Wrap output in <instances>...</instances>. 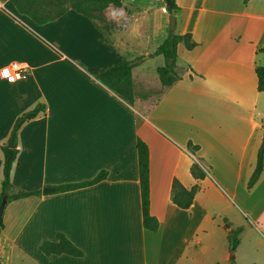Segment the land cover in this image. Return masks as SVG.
Listing matches in <instances>:
<instances>
[{
	"label": "crops",
	"instance_id": "0c3cea01",
	"mask_svg": "<svg viewBox=\"0 0 264 264\" xmlns=\"http://www.w3.org/2000/svg\"><path fill=\"white\" fill-rule=\"evenodd\" d=\"M119 3L127 23L108 31L72 8L37 24L0 0V67H27L23 79H0V192L1 146L18 116L43 105L17 130L10 172L13 191L40 194L5 203L0 264H264V159L247 187L264 146V90L255 72L264 70V0H175L173 31L196 45L177 44L169 86L155 72L163 61L147 64L161 56L153 52L169 32L164 0ZM122 59L134 63L132 104L96 79ZM137 137L148 147L156 231L141 223ZM188 141L198 145L194 154ZM196 158L209 166L200 180L190 173ZM100 170L107 175L94 184L42 192ZM173 177L198 185L188 209L171 201ZM225 220L241 227L233 257ZM57 233L83 254H43L40 243Z\"/></svg>",
	"mask_w": 264,
	"mask_h": 264
},
{
	"label": "trees",
	"instance_id": "16d2710c",
	"mask_svg": "<svg viewBox=\"0 0 264 264\" xmlns=\"http://www.w3.org/2000/svg\"><path fill=\"white\" fill-rule=\"evenodd\" d=\"M15 9L22 14L27 15L32 21L37 24L45 23L55 19L63 14L68 8L92 18L90 14L91 8L95 4L106 6L108 3L118 5L120 0H11ZM171 7L175 9V0H170ZM170 12V9H168ZM182 43L183 46L189 50L192 49L196 42L191 39L189 33L177 34L174 31L168 32L166 36L158 43L153 54L161 55L163 57V64L156 67V73L159 81L163 86H169L176 80L175 60L177 58V44ZM264 51V48H262ZM133 62L130 60H119L107 67L103 68L97 75L101 83L107 86L110 90L115 92L120 98L127 103H133V91L131 82V68ZM257 76V89L264 90V70L261 66L255 68ZM43 110L42 104H37L31 112L35 115ZM26 120L24 114L18 116L12 125L9 138L13 139V146H1L3 155L2 164V178H1V192L0 201L2 197L6 196V202L26 197L29 195L40 194L39 190L22 191L12 190L10 182V172L17 155L16 148V133L21 124ZM186 148L195 153L198 150V145L192 144L190 141L186 143ZM135 149L137 154V169L139 180L140 206H141V223L142 226L150 231H156L158 227L157 219L149 212V153L147 144L137 137L135 142ZM190 167V173L195 180L202 179L209 169V166L204 165L200 158H196ZM264 146H260L257 155L256 163L252 173L247 182V187H252L257 181L263 167ZM107 171L100 170L93 178L81 182L63 183L53 187L54 192H62L83 186L94 184L105 178ZM198 189V185L194 184L190 187H184L175 177L172 178L170 184V198L173 204L182 209H188L193 201V197ZM2 224L0 223V228ZM224 227L228 229L227 240L230 252L239 243L238 234L241 227L231 228L230 224L225 220ZM39 250L45 254H69L72 256H81L82 250L74 245L63 233H57L54 240H44L39 245Z\"/></svg>",
	"mask_w": 264,
	"mask_h": 264
},
{
	"label": "rangeland",
	"instance_id": "374dc122",
	"mask_svg": "<svg viewBox=\"0 0 264 264\" xmlns=\"http://www.w3.org/2000/svg\"><path fill=\"white\" fill-rule=\"evenodd\" d=\"M136 3L138 1H135ZM129 9V7H126ZM119 11H122L120 3L118 5H114L112 3H108L106 6H100L99 4H95L91 10L90 14L92 18L96 21V23L101 27H106V29H123L126 25V18L122 15V13L119 14ZM110 18V21H107L106 18ZM107 39H109V35L107 34ZM163 58L161 56H158V59H150L147 64H155V63H162ZM156 72V71H155ZM144 90V89H143ZM141 110H144L140 108ZM263 221L260 219L258 221V225H261ZM248 236V235H247ZM233 254V253H232ZM13 264H21L18 260L14 259ZM25 264H33L31 261H26Z\"/></svg>",
	"mask_w": 264,
	"mask_h": 264
},
{
	"label": "built area",
	"instance_id": "2783aa9c",
	"mask_svg": "<svg viewBox=\"0 0 264 264\" xmlns=\"http://www.w3.org/2000/svg\"><path fill=\"white\" fill-rule=\"evenodd\" d=\"M7 71L8 75H5ZM27 76V67L18 61H12L0 67V79L6 82H14Z\"/></svg>",
	"mask_w": 264,
	"mask_h": 264
},
{
	"label": "water",
	"instance_id": "95a60500",
	"mask_svg": "<svg viewBox=\"0 0 264 264\" xmlns=\"http://www.w3.org/2000/svg\"><path fill=\"white\" fill-rule=\"evenodd\" d=\"M166 6L168 9H170V12H169V15H168V21H169V28H168V31L169 32H172L175 28V13H174V9L171 7V2L170 0H164ZM32 115V113H28L26 114L25 116L26 117H30ZM263 145H264V134H263V141H262ZM6 147H12L13 146V139L12 137H10L7 141V143L5 144ZM52 187H44L42 189V192L44 193H47V192H50L52 191ZM6 203V196L4 195L0 201V223H1V215H2V212H3V208H4V205ZM230 257H233V254H231Z\"/></svg>",
	"mask_w": 264,
	"mask_h": 264
},
{
	"label": "snow or ice",
	"instance_id": "6c2138e0",
	"mask_svg": "<svg viewBox=\"0 0 264 264\" xmlns=\"http://www.w3.org/2000/svg\"><path fill=\"white\" fill-rule=\"evenodd\" d=\"M5 75H8V73H7V71H5V73H4Z\"/></svg>",
	"mask_w": 264,
	"mask_h": 264
}]
</instances>
